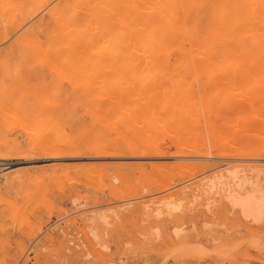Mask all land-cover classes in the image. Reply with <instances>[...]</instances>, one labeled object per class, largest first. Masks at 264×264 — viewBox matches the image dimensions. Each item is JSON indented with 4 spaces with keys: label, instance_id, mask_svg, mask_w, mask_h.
I'll return each mask as SVG.
<instances>
[{
    "label": "rangeland",
    "instance_id": "1",
    "mask_svg": "<svg viewBox=\"0 0 264 264\" xmlns=\"http://www.w3.org/2000/svg\"><path fill=\"white\" fill-rule=\"evenodd\" d=\"M249 125L264 0H0V264H264Z\"/></svg>",
    "mask_w": 264,
    "mask_h": 264
},
{
    "label": "bare ground",
    "instance_id": "2",
    "mask_svg": "<svg viewBox=\"0 0 264 264\" xmlns=\"http://www.w3.org/2000/svg\"><path fill=\"white\" fill-rule=\"evenodd\" d=\"M227 57H231V55L230 54H227ZM221 72L222 71H224V74H221V75H225V73L226 72H231L232 71V69L231 68H226V69H222V70H220ZM221 72H219V73H221ZM223 73V72H222ZM241 126H244V127H246V128H244L245 130L247 129V127L248 126H246V124L245 125H241ZM251 126V127H250ZM260 127V129H264V125H260V126H257V125H249V128L248 129H250V130H252L251 132H252V134H254L253 133V131L255 130V129H257V128H259ZM243 128V127H242ZM213 129V128H212ZM18 167H13L12 169H11V171L12 170H16ZM254 197H250V198H248V199H246V200H244V206H246V207H249V206H251L250 204H251V202H253V205L251 206V212L249 211V210H247L249 213H250V215H255V216H259V214H260V211H259V204H260V201H257V200H254V201H252V199H253ZM255 203V204H254Z\"/></svg>",
    "mask_w": 264,
    "mask_h": 264
},
{
    "label": "built area",
    "instance_id": "3",
    "mask_svg": "<svg viewBox=\"0 0 264 264\" xmlns=\"http://www.w3.org/2000/svg\"><path fill=\"white\" fill-rule=\"evenodd\" d=\"M15 165V162L8 158H0V175L11 169Z\"/></svg>",
    "mask_w": 264,
    "mask_h": 264
}]
</instances>
